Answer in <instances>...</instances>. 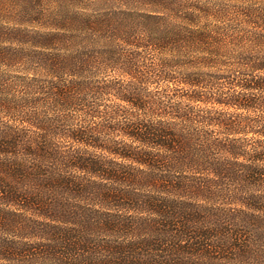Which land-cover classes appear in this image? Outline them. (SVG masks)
I'll use <instances>...</instances> for the list:
<instances>
[{"label":"trees","instance_id":"trees-1","mask_svg":"<svg viewBox=\"0 0 264 264\" xmlns=\"http://www.w3.org/2000/svg\"><path fill=\"white\" fill-rule=\"evenodd\" d=\"M0 264H264V0H0Z\"/></svg>","mask_w":264,"mask_h":264}]
</instances>
